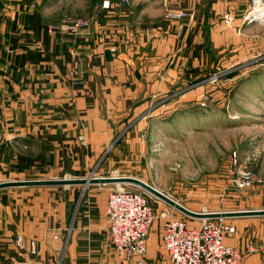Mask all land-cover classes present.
I'll list each match as a JSON object with an SVG mask.
<instances>
[{
  "label": "crops",
  "instance_id": "0c3cea01",
  "mask_svg": "<svg viewBox=\"0 0 264 264\" xmlns=\"http://www.w3.org/2000/svg\"><path fill=\"white\" fill-rule=\"evenodd\" d=\"M171 3L194 18L168 21L160 0H130L127 5L116 3V21H102L100 34L93 33L98 28L93 21V34H40L35 46L28 38L0 37V183L38 180L21 178V172L45 162L61 168V145L70 147L79 136L94 147V156L98 151L97 158L113 134L112 108L135 118L141 117L142 106L168 104L169 98L154 105L158 100L138 97L140 92L167 94L180 74L202 64L207 42L219 49L216 21L231 8L227 0ZM77 81L83 82L72 84ZM128 106L133 109L125 114ZM55 150L57 159L47 162L45 157ZM96 158L87 159L93 165ZM72 160L75 168V155ZM93 185H79L81 194L68 197L61 196L58 185L1 189L0 264L106 263L111 241L108 196L94 193L99 187ZM19 236L23 247L17 243ZM31 240L37 242L35 255ZM226 242L236 247L245 243L235 235ZM161 246L167 258L163 239ZM156 250L157 242L148 240L146 264H152L149 251L154 255ZM262 252L244 264H264ZM131 262L138 264V258Z\"/></svg>",
  "mask_w": 264,
  "mask_h": 264
},
{
  "label": "rangeland",
  "instance_id": "374dc122",
  "mask_svg": "<svg viewBox=\"0 0 264 264\" xmlns=\"http://www.w3.org/2000/svg\"><path fill=\"white\" fill-rule=\"evenodd\" d=\"M105 1L110 2L109 8H103ZM227 1L230 10H226L227 14L222 12L216 21L220 29V48L207 42L203 60H199L202 64L180 74L167 94L140 92L138 97L158 100L154 105L160 98H169L167 105L147 109L142 106L141 117L135 118L120 116L121 111L112 108L108 113L114 122H111L113 134L97 158L98 151L94 156V147L79 136L74 145H61V168L45 162L42 167L22 171L25 177L21 178L133 177L195 212L264 210V24L247 23L248 15L255 13L253 0ZM171 2L165 5L160 0L168 21L194 18L192 12L173 9ZM116 3L127 5L130 0H0V37L8 35L13 41L28 38L35 46V38L40 34L89 35L93 21L98 23L93 33L100 34L102 21H116ZM169 11H182L187 15L170 19ZM76 21L85 25L75 32ZM105 25L107 28L108 22ZM109 27L115 30V25ZM82 82L72 84L79 86ZM132 109L128 106L124 113ZM47 155V162L57 159L56 150ZM73 155L76 156L75 168ZM88 157L96 158L93 165ZM58 186H61L57 191L62 197L81 194L79 185ZM92 187L101 188L94 193L108 197L121 189L146 195L156 212L148 235L150 242L151 239L157 242L155 254L148 253L152 264H169V260L163 258L161 246L166 223L183 217L191 226H197L202 220L184 215L133 184ZM234 218L218 220L234 226L235 232L230 237L235 235L245 242L241 247L231 245L244 253V264L249 256L263 253L264 216ZM32 242L37 246V242L31 240L30 248ZM111 245L109 241L108 256L104 254L108 259L102 264H134L132 258L121 261ZM95 256L97 253L93 252L92 257Z\"/></svg>",
  "mask_w": 264,
  "mask_h": 264
},
{
  "label": "built area",
  "instance_id": "2783aa9c",
  "mask_svg": "<svg viewBox=\"0 0 264 264\" xmlns=\"http://www.w3.org/2000/svg\"><path fill=\"white\" fill-rule=\"evenodd\" d=\"M170 0H163L168 4ZM105 1L103 8H109ZM255 13L248 15L247 23L264 24V0H253ZM187 14L182 11H169L170 19H179ZM75 22V32L84 26ZM107 218L111 244L121 259L138 258V264H145L148 251V235L155 220V209L146 195L140 192L116 190L110 193L107 204ZM197 226H191L185 218L171 220L163 229L165 254L172 264H242L243 252L227 244L235 228L218 219H202ZM17 243L23 247V238ZM33 254L37 252L34 242ZM24 264V263H16Z\"/></svg>",
  "mask_w": 264,
  "mask_h": 264
},
{
  "label": "water",
  "instance_id": "95a60500",
  "mask_svg": "<svg viewBox=\"0 0 264 264\" xmlns=\"http://www.w3.org/2000/svg\"><path fill=\"white\" fill-rule=\"evenodd\" d=\"M110 183H129L140 187L149 194L164 201L173 208L179 210L184 215L196 219H219L232 218L240 216H264V210L257 211H237V212H213L199 213L192 211L180 204L178 201L170 198L159 190L155 189L148 183L133 177H113V178H81V179H61V180H26V181H10L0 183V190L9 187H31V186H56V185H84L90 184H110Z\"/></svg>",
  "mask_w": 264,
  "mask_h": 264
}]
</instances>
